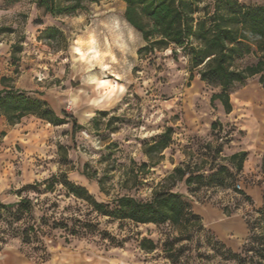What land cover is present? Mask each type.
<instances>
[{
	"label": "clouds",
	"instance_id": "obj_1",
	"mask_svg": "<svg viewBox=\"0 0 264 264\" xmlns=\"http://www.w3.org/2000/svg\"><path fill=\"white\" fill-rule=\"evenodd\" d=\"M0 264H264V0H0Z\"/></svg>",
	"mask_w": 264,
	"mask_h": 264
}]
</instances>
